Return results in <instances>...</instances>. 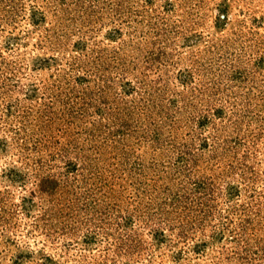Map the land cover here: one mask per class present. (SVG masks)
I'll use <instances>...</instances> for the list:
<instances>
[{
	"label": "rangeland",
	"instance_id": "1",
	"mask_svg": "<svg viewBox=\"0 0 264 264\" xmlns=\"http://www.w3.org/2000/svg\"><path fill=\"white\" fill-rule=\"evenodd\" d=\"M0 264H264V0H0Z\"/></svg>",
	"mask_w": 264,
	"mask_h": 264
}]
</instances>
